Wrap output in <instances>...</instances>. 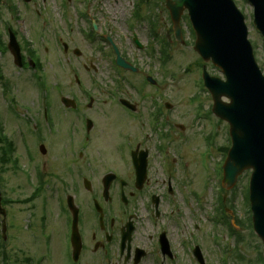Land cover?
<instances>
[{
    "label": "rangeland",
    "instance_id": "374dc122",
    "mask_svg": "<svg viewBox=\"0 0 264 264\" xmlns=\"http://www.w3.org/2000/svg\"><path fill=\"white\" fill-rule=\"evenodd\" d=\"M14 1L16 5L20 2V0ZM54 1L49 0V3ZM100 1L105 4L106 28H110L120 50L131 62L142 68V74H150L157 80L158 89L144 85L145 75L140 74L139 76L130 73L123 75L120 73L123 75L120 76L106 63L104 67L98 68L96 83L91 81V72H86L84 69V65L90 61V49L85 47L81 50L82 58L75 57L72 52L78 46V41L72 43V39L79 38L74 26H72V29H75L74 34L71 33L67 36L66 31L70 29L71 32L72 29L64 24H62L64 30L60 32L63 42L68 43L71 47V52L67 55H63L60 51L62 50L61 45L52 44L50 31H47L43 37L38 33L36 38L26 34V38L31 40L35 38V50L44 69L42 76L46 78L43 81L47 87L45 91L40 89L38 82L32 77L33 71L19 70L11 63L9 55L0 51V71L3 74V78L0 79V128L2 129L0 131V193L2 199L11 201L28 198L33 192V186L39 184L35 170L43 171V168H47V173L43 176L44 189L36 200L26 205L16 204L8 205V207L3 205L8 213L5 248L9 259L6 264H67L65 256L61 253L62 238L61 224L57 217L58 209L53 208L60 204L55 192L60 187V183L53 173L64 174L59 169L60 167L64 168L63 158L66 157L64 156L66 147L83 144L86 141V133H78L75 137H70V127H78L77 115L68 112L63 117L64 113L60 111L62 120L67 119L64 123L67 127L54 137L61 152L58 154V150L55 152L50 148L52 154L49 157V147L46 145L47 155L43 156L39 151L40 143L32 131L35 121H38L34 114L42 116V98L45 96L46 103L51 99L50 104L60 110L61 104L57 97L74 96L84 108L87 103L85 96L87 93H91L96 103L97 101L100 103L103 98H107L104 92L106 88L115 92L113 90L117 88L115 87L117 80H125L126 88L122 93L125 96H130L132 100H138L135 96L139 92L138 87L143 90V93L166 95V99L173 106L170 111L173 123L185 128L183 131L180 130L171 148L175 153L174 181L179 185L180 192L174 197V201H177L179 208H187L188 217L193 216L192 212L196 213V219L198 218L205 228L202 245L207 264H264L263 245L253 230L252 214L247 200L251 172H246L239 179L234 190L220 192L221 182L217 180L216 176L220 174V167L224 164L225 154L222 150L230 145L229 127L225 122L209 113L213 106L212 98L205 88L203 91V84L198 85L203 82L202 67L199 65L200 57L194 51L195 37L192 34L187 13L182 18L185 42L178 44L172 33L169 32L172 25L164 8L165 0H153L157 7L156 10H154V4V9L146 4L139 6V2L144 0ZM116 1L118 4L115 3ZM234 2L245 15L249 39L254 46L257 63L264 73V40L253 26V9L245 0H234ZM134 6L139 7L145 18L144 21H135ZM26 11L28 10L20 2L19 12ZM0 12L5 11L0 10ZM153 18L158 25L156 29L158 39L154 36L152 26L147 20ZM167 32L170 34L167 35ZM135 37L143 46L142 50H139L134 44ZM161 39L166 41L170 50V59L166 65H163L161 61ZM46 48L50 50L46 52ZM207 66L211 75L223 78L218 69L210 63ZM76 73L79 74L82 87L75 82ZM116 76L117 78H115ZM134 83L138 84L136 93L132 89ZM106 84L107 86H105ZM140 103L143 108L150 110L146 98L140 99ZM96 106L87 115L97 125L96 131L100 134L101 146L112 155L115 144L119 140V138L113 137V131H118V128L115 129V127L123 129L126 125L123 120L114 115L107 118L97 115L96 110L100 111L109 108V106L105 107L103 104ZM13 110L19 112L20 119L14 117ZM199 111L201 115H204L203 118L198 116ZM45 124L44 119L42 130L45 135H49L50 128H45ZM210 137L213 144L207 148L206 139ZM4 139L13 144L14 151L9 154L12 160L3 164L1 159L5 156L6 147L4 146L7 144ZM181 148L185 160H188L189 163V170L185 173L182 171L184 169L181 165L183 157L179 156ZM76 151L75 155H79V150ZM204 152L211 156L210 159L207 157L202 159L200 167V157ZM72 153L70 152L69 156H72ZM30 157L35 160L29 161ZM153 157L156 158L154 153ZM14 160L17 162L16 165ZM57 163L59 167L55 165ZM23 171L29 172L33 186L30 187V180L26 176L24 177ZM48 184L50 187L46 188ZM193 193L199 197H195ZM220 195L223 196L222 202L225 204L224 216L231 221V224L233 222V225L222 224L216 219L223 214L218 205ZM49 205V208H43ZM3 225V218L0 216V235ZM44 229L46 234H43ZM52 235H54L53 252H48L44 249L47 241L45 236L49 238ZM62 252H65V248L62 249ZM41 257H49L51 262L49 260L42 262ZM0 264H2V260H0Z\"/></svg>",
    "mask_w": 264,
    "mask_h": 264
},
{
    "label": "flooded vegetation",
    "instance_id": "af4514ba",
    "mask_svg": "<svg viewBox=\"0 0 264 264\" xmlns=\"http://www.w3.org/2000/svg\"><path fill=\"white\" fill-rule=\"evenodd\" d=\"M12 1L0 0V10L5 11L0 12V51L9 55L13 65L14 59L9 51L11 35L17 38L22 48L23 37L27 33L29 36L40 33L43 37L50 31L52 44L61 43L68 53L70 48L67 43H62L60 32L64 30L62 24L71 29L74 26L79 38L72 39V43L78 41L73 53L80 52L78 56L83 57L81 50L85 47L90 49V61L84 68L94 69L90 79L96 83L98 68L105 64V55L109 56L112 48H119L110 28H106L104 3L100 0H68L69 5H64L62 0L52 3L49 0H32L30 4H24L28 11L20 13L13 12L15 6ZM115 3L118 4V1ZM19 6L18 3L16 8ZM74 30H65L67 36L74 34ZM84 35L92 44H88ZM45 51L48 52L49 48ZM24 53L23 71H29L31 58L27 52ZM36 61L39 64L37 56ZM132 89L136 93L137 87ZM138 90L135 94L138 100L125 98L135 105L133 110L124 106L122 114L116 115L126 126L124 130L115 127L118 131H113V137L119 140L112 155L101 146L97 125H87L90 120L87 114L94 110L95 99L92 96H89L86 108L57 110L49 104L42 111L43 120L52 130L49 135L43 131L36 133L39 146L46 144L54 150L59 148L54 137L67 127L64 125L67 119L62 120L60 111H63V117L68 112L77 115L78 127H70V137L86 133L83 144L66 147L64 168L59 169L64 174L53 173L60 183L55 192L63 194V202L65 200L53 208H59L58 218L63 216L61 238L66 245L68 262L69 257L73 259L77 254L79 260L76 264H197L193 250L204 239L203 227L194 214L187 216V208H170L166 202L167 196H173L179 190V185L173 181L174 155L170 152L177 137L174 138L167 111L155 108L156 100L152 94L142 93L140 88ZM104 92L107 98H103L100 104L106 106L114 94L109 88ZM122 98L117 99L118 103ZM145 98L152 107L150 112L140 103V99ZM110 111L103 109L95 113L104 118L113 117ZM142 112H147L146 116L155 113L152 116L161 118L165 124H134L140 121ZM137 113L140 115L137 116ZM78 148L81 151L75 155ZM70 152H73L72 156H69ZM163 155L169 165L170 177L165 176L161 162ZM28 160L34 161L35 158ZM55 165L59 167L58 163ZM46 170L43 168L44 174ZM49 187L50 184L46 185V188ZM156 202L159 203L158 208Z\"/></svg>",
    "mask_w": 264,
    "mask_h": 264
},
{
    "label": "water",
    "instance_id": "95a60500",
    "mask_svg": "<svg viewBox=\"0 0 264 264\" xmlns=\"http://www.w3.org/2000/svg\"><path fill=\"white\" fill-rule=\"evenodd\" d=\"M248 1L255 8V25L264 36V0ZM167 8L179 42L181 16L189 11L197 36L195 50L227 77L224 82L205 72L215 101L214 113L231 125L233 147L225 166L224 186L233 188L245 170H254L250 200L255 230L264 241V76L248 41L245 18L232 0H167ZM10 50L21 66L15 41ZM223 97L231 103L222 102Z\"/></svg>",
    "mask_w": 264,
    "mask_h": 264
},
{
    "label": "trees",
    "instance_id": "16d2710c",
    "mask_svg": "<svg viewBox=\"0 0 264 264\" xmlns=\"http://www.w3.org/2000/svg\"><path fill=\"white\" fill-rule=\"evenodd\" d=\"M2 250H3V246H2V244L0 242V253L2 252Z\"/></svg>",
    "mask_w": 264,
    "mask_h": 264
}]
</instances>
